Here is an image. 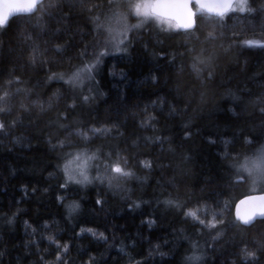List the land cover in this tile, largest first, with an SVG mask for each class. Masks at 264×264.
Returning a JSON list of instances; mask_svg holds the SVG:
<instances>
[{
    "label": "trees",
    "instance_id": "1",
    "mask_svg": "<svg viewBox=\"0 0 264 264\" xmlns=\"http://www.w3.org/2000/svg\"><path fill=\"white\" fill-rule=\"evenodd\" d=\"M83 2L91 5L100 0ZM260 2L256 0L253 6ZM71 3L73 0L44 1L46 13L52 14H45L40 21L47 31L37 24L40 13L15 16L7 28L0 29V94L5 88L14 94L10 101L12 114L0 118L10 122L19 116L22 121L0 132V252L4 253L0 264H40V255L54 259L44 252L54 251L47 240L49 235L69 245L74 264H86L90 256L96 258L93 264H129V256L144 264H184L185 255L191 254L192 241L198 243L203 264H240L242 247L255 250L264 244V222L248 228L231 223L234 203L254 193L248 189L250 183L234 182L229 168L232 156L254 150L255 145L244 143L242 133L259 135L264 122L259 111L262 104L255 103L264 101V48H250L243 43L246 39H264L260 31L262 18L237 14L247 17L239 27H234L235 16L226 18L223 27L215 29L217 34L223 32V39L215 41L205 40L214 24L204 21H198L199 30L191 35L161 31L155 26L134 31L127 52L104 58L96 77L99 83L93 86L95 99L88 104L77 101V108L66 112L72 103L70 93L63 82H49L47 77L49 68L65 71L69 65L52 53V45L65 41L77 45L69 49L67 56L78 63L77 54L84 44L91 53L96 40L103 39L93 31L89 14L79 7L70 8ZM50 4L59 7H48ZM136 22L134 18L129 20ZM56 29L59 32L53 35ZM34 42L41 50L48 48L47 58L55 63L42 66L38 61L32 66L29 57ZM195 57L210 59L200 78L191 70ZM12 76H19L24 83L8 87L6 81ZM17 87L27 91L16 94ZM58 91L62 94L59 99L55 96ZM230 93L244 99L246 111L233 103ZM50 100L52 107L48 108ZM38 104L46 110L42 112ZM172 105L178 114L169 116ZM233 108L239 115H234ZM61 113L68 119H58ZM148 115L157 118L153 122L155 130L151 125L140 127ZM114 124L122 136L115 129L98 134L90 142L75 135L77 127ZM186 133L190 135L186 137ZM157 136L161 141L155 140ZM60 140L70 142V146L53 149L52 145ZM224 141H231L227 149ZM77 149L87 150L89 155L100 149L101 160L92 163L101 168L105 153L119 151L128 159L127 167L135 176L121 180L119 189L99 181L86 187L70 185L67 191L59 189L60 156ZM225 150L229 160L224 158ZM141 161H151L152 168L143 167ZM91 175H96L95 167ZM58 195L65 196L66 203L78 202L81 212L69 219ZM169 195L191 207L207 205L217 211L229 202L224 234L216 241L212 239L215 231L204 230L201 234L200 226H194L190 218L186 222L179 210L162 203ZM97 199L101 205L96 204ZM135 203L140 206L135 207ZM13 213L14 222L8 224L7 218ZM200 215L204 218L203 212ZM150 220L155 223L149 225ZM81 228L104 232L108 243L88 232L79 234ZM33 241L39 243V250L29 243ZM258 256L256 264H264V250Z\"/></svg>",
    "mask_w": 264,
    "mask_h": 264
},
{
    "label": "snow or ice",
    "instance_id": "2",
    "mask_svg": "<svg viewBox=\"0 0 264 264\" xmlns=\"http://www.w3.org/2000/svg\"><path fill=\"white\" fill-rule=\"evenodd\" d=\"M256 0H100L98 3L91 5H85L83 0H73V3L69 5L70 8H77L81 12H87L89 14L88 19L93 23V31L97 36H103V39H97L93 45V51L88 52V44H84L83 48L78 52V63H73V58L67 56L70 48L76 47L71 41H65L62 44H53L51 51L55 56H59L62 59H66L69 65L65 71L54 72L49 68L47 80L49 82H63L68 92L70 93L69 99L72 103L66 107V112L74 111L80 103L88 104L92 102L95 97L92 95L93 86L98 84L96 77L99 74L101 65L103 64L106 56L114 53L127 52L128 46L132 43L131 34L134 31H138L146 26L158 27L161 31L173 32L176 34L191 35L199 30L198 21H204L206 23H213V31H209L205 36V40L215 41L223 39V32L216 33L217 27H223L226 18L231 19L233 16L237 19V24L234 27H239L243 19L247 17H240L237 14H248V17H253V14L259 15L262 19L260 22V31L264 33V0H261L258 6L254 7L253 4ZM48 7H59V5H48ZM24 13L29 17L40 13L37 17V24L42 31H47L46 24H41L40 21L44 19V15L51 16L50 12L46 13V6L44 0H0V29H5L9 25V18L13 14ZM130 18L136 19V23H129ZM59 32L56 29L53 35ZM237 32H233V36H236ZM199 39V37H196ZM47 43V41H45ZM243 43L247 47H261L264 48V39H246ZM193 49H188L191 52ZM48 48L41 50L39 44L33 43L32 55L29 57V62L32 66H35L37 62L42 66H47L51 63H55L54 60L47 58ZM210 63V59H201L195 57L191 64V70L196 74L197 78H200L205 70V67ZM204 66V67H202ZM15 70L13 69V72ZM212 72L208 71V78L212 77ZM24 83L19 76H12V78L6 81V85L11 87L13 84L20 85ZM85 89L87 93L85 94ZM22 91H27L20 87L16 88V94ZM61 93L58 91L55 96L57 99L61 97ZM233 103L241 109L246 111L244 99L234 93H230ZM14 99V94L5 88L0 94V117H6L12 114V107L10 101ZM164 103V101H161ZM255 103H261L259 111L264 116V101ZM41 111H45L43 104H38ZM52 107L51 100L48 102V108ZM21 108L24 111H28V108L21 104ZM234 115H239L236 109H232ZM147 112V109H145ZM177 108L175 105L170 106L169 116L177 115ZM59 118L68 119V116L61 113ZM156 116L148 115L145 120L140 122V127H151L155 130ZM22 122L20 117L12 119L10 122L3 118H0V132L8 130L10 127H15L18 123ZM62 128L67 127L63 124ZM119 135H123L119 131L118 125H112L111 127H92L84 128L77 127L75 135L81 137L84 141L90 142L98 134H109L113 130ZM91 134V135H90ZM71 135V133H70ZM186 137L190 133L185 134ZM147 140H152V137H145ZM242 139L246 145H255L254 150L246 154H237L232 156L229 160V153L227 150L224 152V158L229 160V168L232 170L234 176V182L250 183V190L253 195L245 196L239 200L238 203H234L235 213L234 219L231 222L233 226L239 225L244 228L253 226L255 223L264 222V122L260 125L259 135L248 133H242ZM156 141H161V137H155ZM210 143H216L215 140H210ZM51 143V141H49ZM136 141H133L135 145ZM231 141H224L227 149V145ZM66 146H70V142L66 144L65 140L58 141V144H53L52 148L57 147L63 149ZM171 150V149H170ZM115 155V159L113 156ZM103 168L100 164H93L92 162L101 160L100 149L92 152L90 155L87 150H74L72 152H63L60 159L63 161L61 165H57L58 170L62 174V182L58 184V188L62 190H69L70 185H80L86 187L95 181L100 183L107 182L109 188L119 189L122 187L120 181L131 179L135 176V173L131 168L127 167L128 159L122 157L119 151L115 154L111 151L104 154ZM143 167L151 169V161H141ZM95 167L96 175H91L92 169ZM52 174H50L51 176ZM35 191V190H34ZM47 191V189H45ZM57 200L67 210V216L72 219L75 215L81 212V205L76 201L65 202L66 197L58 195ZM162 203L175 210H179L181 215L187 222L190 218L194 222V226H200V233L204 230L215 231V235L212 237L213 241L218 240L227 227V221L225 217V210H231L229 202L225 201L223 207L217 205L220 211L216 209H209V206H196L191 207L188 204L180 201L177 198H166ZM97 205H101L102 201L97 199ZM139 203H135V207H139ZM20 210L17 209V212ZM204 213V218H201L200 213ZM16 213H13L11 217L7 218V223L12 224L14 222ZM27 225V222H25ZM149 225L155 223V221H148ZM47 223L44 224V228H48ZM183 231V229H181ZM36 229H33L35 234ZM88 232L92 237L98 241L108 243L109 237L104 232H97L91 228H81L79 234ZM78 234V235H79ZM49 246L54 245V251L49 252L45 249L44 252L48 255H52L54 259L48 260L46 255H40V264H74L69 256L70 248L68 244H61L53 235L47 236ZM35 244L39 250L38 242H29ZM260 244V242H256ZM159 250L160 245L155 246ZM264 250V244H260L255 250H249L247 245L240 249V264H256L259 259L258 252ZM121 252L124 251L122 247ZM164 255V253H160ZM4 255L0 252V257ZM152 255V251H149V256ZM94 256H90L86 264H93L95 261ZM129 264H144L142 260H135L134 257L129 256ZM184 264H203V254L198 251V243L196 241L191 242V254L185 255ZM233 264H236L233 261Z\"/></svg>",
    "mask_w": 264,
    "mask_h": 264
},
{
    "label": "water",
    "instance_id": "3",
    "mask_svg": "<svg viewBox=\"0 0 264 264\" xmlns=\"http://www.w3.org/2000/svg\"><path fill=\"white\" fill-rule=\"evenodd\" d=\"M45 1V0H44ZM18 15H27V14H24V13H17V14H13L12 16H10V18H9V20L11 19V18H13V17H15V16H18ZM254 194H258V193H254ZM250 195H253V194H250ZM244 198V197H243ZM243 198H241V199H243ZM240 199V200H241ZM239 202V201H238ZM237 202V203H238ZM234 210H235V208H234Z\"/></svg>",
    "mask_w": 264,
    "mask_h": 264
},
{
    "label": "rangeland",
    "instance_id": "4",
    "mask_svg": "<svg viewBox=\"0 0 264 264\" xmlns=\"http://www.w3.org/2000/svg\"><path fill=\"white\" fill-rule=\"evenodd\" d=\"M120 53H121V52H120ZM115 54H116V53H115ZM248 189H249V191H251V190H250V187H249ZM251 192H252V191H251Z\"/></svg>",
    "mask_w": 264,
    "mask_h": 264
}]
</instances>
